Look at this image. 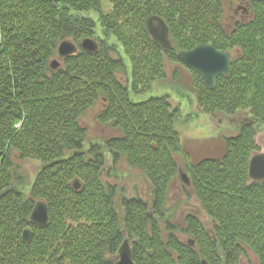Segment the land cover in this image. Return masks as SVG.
Segmentation results:
<instances>
[{"label":"trees","instance_id":"obj_1","mask_svg":"<svg viewBox=\"0 0 264 264\" xmlns=\"http://www.w3.org/2000/svg\"><path fill=\"white\" fill-rule=\"evenodd\" d=\"M92 11L123 46L130 75L115 45L81 47L96 36ZM230 15L226 0H0V264H117L124 242L136 264H264V179L249 175L264 125V0L249 21L231 26ZM152 17L167 24L170 48L150 34ZM69 39L78 51L60 58ZM200 44L232 53L231 75L213 90L178 59ZM169 64L189 72L205 113L247 111L238 133L223 137L220 157L194 162L184 152L167 95L132 100L164 79ZM98 103L96 119L121 135L88 145L82 118ZM107 155L150 181L149 200L126 197L106 179ZM15 156L42 162L29 193L19 188ZM182 169L210 227L192 213L177 226L166 212ZM39 201L48 207L44 225L31 220Z\"/></svg>","mask_w":264,"mask_h":264},{"label":"rangeland","instance_id":"obj_2","mask_svg":"<svg viewBox=\"0 0 264 264\" xmlns=\"http://www.w3.org/2000/svg\"><path fill=\"white\" fill-rule=\"evenodd\" d=\"M107 6L104 3L103 12L108 10ZM86 15L91 16L96 22V36L92 39L97 41L98 44L100 43L99 40H103L108 45H115L119 52H114L113 55L122 56L130 75L132 69L130 59L116 37L105 33L100 22L99 13L92 11L86 13ZM231 17L232 15H230ZM174 69L180 70L181 76L178 79H173ZM123 79L125 81L127 76L125 75ZM130 95L134 101L146 100L151 96L167 95L169 97L172 108L178 111L176 128L180 133L184 152L194 162L207 157H220L224 149L223 137L236 135L243 120L248 118L247 111L243 110L233 115L217 114L215 117L205 113L199 107L197 90L189 72L182 67L170 64L168 65L167 76L164 79L155 81L151 88L141 95L133 93H130ZM101 108L102 103H98L94 108L88 110L82 118L83 125L88 129L86 142L88 145L91 142L103 143L106 139L121 135V132L113 125L100 123L96 119ZM256 143L259 149L255 154L264 153V125L262 124L257 125ZM107 157L106 168L109 170V175L106 176V179L113 185H117L126 197H141L149 200L152 192L150 181L138 169L131 167L125 159H121L118 164H114L111 156L107 155ZM179 161L182 163V158L179 157ZM14 164L20 166V174L23 178V180H20L19 188L29 193L31 184L42 167V162L33 158L22 160L15 156ZM181 173H185V170L180 171L179 178L169 190L165 207L166 212L174 216L173 222L177 226H182L186 214L192 213L199 217L207 227H210L211 219L201 208L190 186L188 185L186 189L182 187L184 182L181 179ZM118 257L119 251L117 261Z\"/></svg>","mask_w":264,"mask_h":264},{"label":"water","instance_id":"obj_3","mask_svg":"<svg viewBox=\"0 0 264 264\" xmlns=\"http://www.w3.org/2000/svg\"><path fill=\"white\" fill-rule=\"evenodd\" d=\"M148 29L154 40L168 49L172 46L169 36V28L164 20L160 17H152L148 21ZM81 47L85 50L95 52L99 50V44L92 38H85L81 42ZM78 51V46L72 40H64L58 47L60 58L75 54ZM178 59L200 72L203 77L206 87L210 90L216 88L217 78L221 75L230 76L232 73V53L229 51L218 50L211 44H200L192 50L180 51ZM61 65L59 59H54L51 63L53 69H57ZM249 175L254 180L264 179V153L255 154L252 156L249 163ZM182 181L189 185L190 180L186 173H181ZM74 186L79 189L80 184L75 180ZM48 207L45 202L39 201L36 203L33 210L31 220L37 224L44 225L48 221ZM24 239L29 241L31 231H24ZM117 264H136L132 258L130 246L124 242L119 249V257ZM206 264V263H204Z\"/></svg>","mask_w":264,"mask_h":264},{"label":"flooded vegetation","instance_id":"obj_4","mask_svg":"<svg viewBox=\"0 0 264 264\" xmlns=\"http://www.w3.org/2000/svg\"><path fill=\"white\" fill-rule=\"evenodd\" d=\"M258 0H228L232 7V17L229 24L238 21H249L253 17V9Z\"/></svg>","mask_w":264,"mask_h":264}]
</instances>
